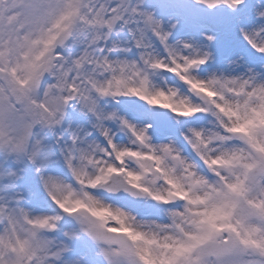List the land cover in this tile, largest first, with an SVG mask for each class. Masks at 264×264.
<instances>
[{
	"label": "snow or ice",
	"instance_id": "snow-or-ice-1",
	"mask_svg": "<svg viewBox=\"0 0 264 264\" xmlns=\"http://www.w3.org/2000/svg\"><path fill=\"white\" fill-rule=\"evenodd\" d=\"M0 264H264V0H0Z\"/></svg>",
	"mask_w": 264,
	"mask_h": 264
},
{
	"label": "rangeland",
	"instance_id": "rangeland-1",
	"mask_svg": "<svg viewBox=\"0 0 264 264\" xmlns=\"http://www.w3.org/2000/svg\"><path fill=\"white\" fill-rule=\"evenodd\" d=\"M110 199H115L118 203L124 201V200H122V199H120V198H110ZM150 207H152V205H151L150 203H148V202H144V201H141V204H140V208H141V210H146V209H148V208H150ZM132 210H133V213L135 214V212H136V207L133 206V209H132Z\"/></svg>",
	"mask_w": 264,
	"mask_h": 264
},
{
	"label": "water",
	"instance_id": "water-1",
	"mask_svg": "<svg viewBox=\"0 0 264 264\" xmlns=\"http://www.w3.org/2000/svg\"><path fill=\"white\" fill-rule=\"evenodd\" d=\"M117 196H121V197H124V198H131L130 196H128V195H124V194H122V195L117 194Z\"/></svg>",
	"mask_w": 264,
	"mask_h": 264
}]
</instances>
